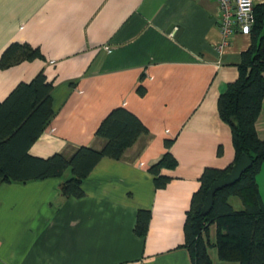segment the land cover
I'll list each match as a JSON object with an SVG mask.
<instances>
[{"label": "crops", "instance_id": "0c3cea01", "mask_svg": "<svg viewBox=\"0 0 264 264\" xmlns=\"http://www.w3.org/2000/svg\"><path fill=\"white\" fill-rule=\"evenodd\" d=\"M218 17L215 0H0V52L18 41L43 56L0 68V101L39 70L52 83L54 113L29 155L99 148L95 129L117 106L147 129L121 158L94 164L80 197L59 195L67 172L0 183V264H192L185 211L203 168L233 160L216 99L250 41L235 29L219 48ZM254 126L264 140L263 109ZM166 149L176 165L160 170L169 179L156 188L147 169ZM255 181L264 204V161ZM139 209L150 213L143 236L133 230ZM214 232L210 224L211 264H237L217 259Z\"/></svg>", "mask_w": 264, "mask_h": 264}, {"label": "trees", "instance_id": "16d2710c", "mask_svg": "<svg viewBox=\"0 0 264 264\" xmlns=\"http://www.w3.org/2000/svg\"><path fill=\"white\" fill-rule=\"evenodd\" d=\"M249 45L240 53L237 75L227 82L216 99L217 115L227 124L233 147V160L223 168L204 167L198 177V187L192 192L182 224L183 246L192 264H211L207 247V228L214 224L216 257L237 264H264V204L255 176L264 161V140L257 137L255 121L264 110V0L252 7V22L248 30ZM43 58L38 47L26 42L11 41L0 52V68L22 61ZM52 83L39 70L27 82L20 81L0 101V183L25 182L47 177L67 176L58 185L63 198L83 195L81 182L102 157L121 158L125 148L147 132L143 123L129 110L111 108L97 125L94 135L103 140L99 148L80 145L69 155L55 152L45 158L28 154L30 144L53 116L50 91ZM144 88L136 87L142 94ZM168 149L171 139L163 142ZM148 166L156 188H162L168 177L162 168L175 167L176 161L168 150ZM241 154L249 157L250 165L239 178L220 189L212 198L205 215L200 210L206 190L212 182L229 173ZM237 197L241 203L234 209L228 198ZM150 213L136 212L133 230L143 236Z\"/></svg>", "mask_w": 264, "mask_h": 264}, {"label": "built area", "instance_id": "2783aa9c", "mask_svg": "<svg viewBox=\"0 0 264 264\" xmlns=\"http://www.w3.org/2000/svg\"><path fill=\"white\" fill-rule=\"evenodd\" d=\"M218 17L220 48L229 42L235 29L248 32L252 22L253 0H215Z\"/></svg>", "mask_w": 264, "mask_h": 264}, {"label": "water", "instance_id": "95a60500", "mask_svg": "<svg viewBox=\"0 0 264 264\" xmlns=\"http://www.w3.org/2000/svg\"><path fill=\"white\" fill-rule=\"evenodd\" d=\"M250 165L249 157L245 154H241L237 162L232 166L229 173H227L223 178L215 180L210 184L208 189L206 190L205 197L202 203V207L200 210V215H205L212 205L213 194L217 189H220L226 185H229L235 182L240 174L248 168Z\"/></svg>", "mask_w": 264, "mask_h": 264}, {"label": "rangeland", "instance_id": "374dc122", "mask_svg": "<svg viewBox=\"0 0 264 264\" xmlns=\"http://www.w3.org/2000/svg\"><path fill=\"white\" fill-rule=\"evenodd\" d=\"M228 202L230 203V205L234 208V209H239L240 206L238 205L239 200L237 197L231 196L228 198Z\"/></svg>", "mask_w": 264, "mask_h": 264}]
</instances>
